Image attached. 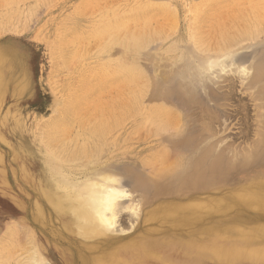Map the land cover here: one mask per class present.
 Wrapping results in <instances>:
<instances>
[{
	"label": "rangeland",
	"instance_id": "rangeland-1",
	"mask_svg": "<svg viewBox=\"0 0 264 264\" xmlns=\"http://www.w3.org/2000/svg\"><path fill=\"white\" fill-rule=\"evenodd\" d=\"M262 9L264 0H0V50L5 57H20L25 65L27 79L25 85L24 81L13 78L7 83L2 82L6 87L0 92V176L4 182V188L0 191V242L5 226L17 222L22 213L20 207H30L36 200L30 185L22 178L19 163L11 151L17 138L26 142L27 148L39 163L47 156L44 153L49 155L56 152L54 149L58 152L64 145L76 143L79 146L80 141H83L82 144L88 141L92 145L97 144L94 147V159L91 158L95 166L122 174L130 170L135 175L145 176L146 171L138 162L153 149L148 150L147 144L140 145L139 137L152 127L151 123L148 126V122L153 109L166 108V111L161 109L162 112H159L164 121H169L171 115L178 116V121L176 117L174 120L185 126V133L198 123L197 119V123L192 120L195 115L194 118H197V110H187L185 94L181 91L185 79L191 85L192 97L196 100L212 98L214 100L208 101L209 104L218 103L213 109L218 117V120L215 117L217 122L214 120L213 123L216 134L207 142L217 139L218 145L216 143L214 151H220L224 157L221 162L224 169L221 170L226 174L225 169L229 168L221 183L225 185L224 188L240 187L248 177L264 169V142L259 141L263 123L259 120L264 119V98L260 101L255 97L257 94L254 96L253 93V90L264 87V71L261 70H264ZM238 23L247 24L246 33L243 30L245 25L240 26ZM234 27L241 31L237 32ZM222 33L226 35V42ZM228 35L231 38L228 39ZM221 40H224L225 47ZM227 43H231V46ZM224 51L230 53L227 58L232 57L233 64L221 70L220 58L225 64L230 61L225 59L227 54ZM220 54L225 57H220ZM208 56L212 61L218 60V63H212L213 66L209 68L203 67L201 61ZM239 64L245 65L248 70L244 73L236 72L234 69ZM257 65L259 71H262L258 79L260 82L253 80V87L250 86L252 89L247 84V88L243 87L255 71L259 72ZM230 67L234 68L236 74ZM240 76H246L247 81ZM176 81L181 82V85ZM224 90L227 91L225 95ZM249 91H253V97ZM205 92L211 93L207 96ZM6 117L21 126L16 134L4 126ZM144 120L146 124H143ZM139 128L142 129L141 133ZM165 138L166 144L173 139L169 135ZM251 149H254L252 155ZM246 150L251 151L247 154ZM231 152H235L232 157ZM133 161L134 165L137 162L135 166L132 165ZM122 174H119L121 181L128 183L127 177ZM225 189L215 196L224 197ZM232 193L241 194L242 191L236 189ZM202 199L186 200L185 204ZM126 200L125 197L123 202ZM256 205L222 206L217 213L220 215L217 216L219 226L223 228L227 219L234 222L219 232L221 246L229 242L264 246V235L261 234L262 229H259L264 228V214L256 210L261 209L258 208L261 204ZM191 212V209H185V235L190 231L188 218ZM126 214L129 213L122 212L121 222L126 227L133 220L134 225L125 233L133 232L141 216L138 219L135 216L129 218ZM206 222L200 229L211 226L210 221ZM17 226L19 230L24 229L21 224L19 226L16 223Z\"/></svg>",
	"mask_w": 264,
	"mask_h": 264
},
{
	"label": "bare ground",
	"instance_id": "bare-ground-1",
	"mask_svg": "<svg viewBox=\"0 0 264 264\" xmlns=\"http://www.w3.org/2000/svg\"><path fill=\"white\" fill-rule=\"evenodd\" d=\"M233 16H235V13ZM238 21H240V18ZM242 24L239 25L242 26ZM244 25L245 24H243V26ZM246 25L244 29L240 27L244 32L246 30ZM249 25L248 23V27H250ZM235 30H237V32L241 31V29L238 30V28ZM221 32H223V29ZM222 34L224 38L225 34ZM235 34L236 33H234V35ZM230 36L228 39L231 38ZM218 38L221 37L219 36ZM236 38L238 37L236 36ZM215 40H217V38H215ZM204 41L206 42V40ZM221 42L224 43L223 47H225L226 39L225 42L224 40H221ZM237 42L240 43L239 41ZM218 43L219 41L217 45ZM231 43H227V45L231 46ZM223 53L225 54L226 52L224 51ZM221 54L220 57H223L224 54L222 56ZM226 54V57L224 56L225 59L229 57L228 54L230 53ZM207 58H209V56ZM207 58H203L201 61L202 64H204L203 67H211L213 66L212 63L218 61H212V59L210 60V58ZM231 59L233 58L231 57ZM231 59L227 62L229 64H225L222 63L223 61L220 58V69L224 70L227 66L232 65L233 62ZM258 65L256 66L257 69ZM260 65L259 68L261 69L262 67ZM235 66L236 65H234V67ZM232 68L233 67H230V69ZM234 70L239 73H244L248 70V67L246 68L245 65L239 64ZM261 70L264 71L263 69ZM261 70L259 71L258 69L259 72L255 71L254 74L251 73L253 75L251 79H249L250 81L248 80V83L244 82L245 86L243 87H246V84L247 86L249 85V88L253 87V80L260 82L258 79L261 77ZM200 72L199 76L201 77ZM25 73V65L20 57L17 55L11 58L5 57L0 50V92H3V89L6 87L2 82L7 83L11 78L21 80L22 82L24 81L25 85L27 82ZM233 73H235V71ZM245 77L242 76L241 78L246 79ZM127 81L129 82V79ZM186 81L185 79L183 90L181 91L185 94L187 110L188 108L190 111L193 109L197 110L195 113H198L197 118H194L196 116L194 114L195 116L192 120L195 121V119H197L198 123L195 121L194 123L197 124L191 126L192 128L190 127L191 129L189 132L185 133V126L177 122L178 116L171 115L170 120L172 125H170V120L168 121L167 119L164 121L163 116H161L162 114H159V112H162L161 109L165 110L166 108H160L158 106V109H153L154 112L151 113V115L149 114L151 117H149L148 122V126L149 123H151L150 125L152 127L146 130L144 129V133L140 134V137L139 135L137 137L140 139V145L147 144V149H153L154 151L152 150L150 154L143 156L141 159L138 158L140 162H138V159V161L134 159L145 169L146 175H135L130 170H125L123 174L127 177L128 183H123L121 181L119 174H122V172L117 173L104 167L99 168L95 166L93 160V152H95L94 147H97L95 143L93 146L92 143H87L88 141H84L83 144V141H80L81 144H78L79 146H77L76 143L64 145L63 147L61 146L62 148H60L58 152L54 149L57 153L52 152L50 153L51 155L44 153V155L47 156H44L42 163H39L35 160V157H33L32 152L27 148L26 142H24L22 138H17V142L12 144L13 147L11 151L14 158L19 163L22 178L30 185L36 195V200H33L34 204L30 207H20L22 213L17 218V222L5 226V233L0 242V264H222L227 261V264L230 262L232 264H264V246H256V243L252 244L247 242H229L221 246L219 243V240H221L219 232L229 228V225L233 223L234 220L227 219L223 228L220 227L221 225L218 223L219 220H217V216H220L217 215V213L225 204H230L231 206L235 205L236 207L238 205L240 206V204L247 205L248 203H256V206L261 204V207L258 206V208L261 209L256 208V210L264 214V169L248 177L240 187L232 188L229 186L226 187V189L224 188L225 185L221 183L224 182L223 176L228 173L227 171L229 168L225 169L226 174L221 170V168L224 169L221 165L224 157L221 156L219 150V152L214 151L216 149V143L218 145L217 139L211 142L208 140L207 142V139L213 138L216 134V130L213 129V123L214 120L217 122L218 117L213 109L215 104L218 103L209 104L208 101L212 98L206 101L196 100V98L192 97L193 91L190 88L191 85ZM141 83L142 82H140V84ZM180 83L179 85H181ZM228 87L231 88V86ZM254 87L256 86L254 85ZM165 89H167V87ZM165 89L163 88L162 90ZM162 90L161 95L164 96ZM6 91L7 90H5V92ZM253 91L254 96L257 94L255 96L256 99H260L261 101V99L264 98L263 86L258 88L257 91ZM224 92L227 91H223L225 95L226 93ZM252 92L250 93L253 97ZM210 93L211 92L206 93L207 96ZM230 93L231 91L228 92V94ZM165 111L163 114H165ZM263 112L264 110L262 109V113ZM176 113L178 115L179 112L176 111ZM256 114H258V111ZM175 117L177 121L174 120ZM146 118L147 117H145V119ZM259 118L263 119L261 117ZM260 121H263L261 125V137L259 138L261 143L264 142V119L259 120V122ZM3 124L14 134L21 129V126L17 125V122H11L8 117H6V121H3ZM143 124H146L145 120ZM144 126L145 125H143V127ZM224 126L225 125H222V127ZM215 127H217V125ZM163 131H167L164 132L167 134H164ZM141 132L142 129H140V133ZM166 135L172 136L173 138L168 144L164 142ZM218 139L221 141L220 138ZM96 140L95 138V141ZM100 148L101 146L99 149ZM254 148H256V146ZM96 150H98V148ZM251 150V152L246 150V153L248 154L249 151L252 155L254 149ZM90 152H92V156ZM233 153L235 154V152ZM226 154H228V152ZM247 154L245 155L247 156ZM82 158L85 159L83 160ZM229 161L231 163V160ZM132 165H134V161ZM1 180L2 178L0 176V191L4 188V182ZM224 189L226 192L224 197L218 198L215 196L219 192H223ZM236 189H240L242 193H232V191ZM125 197L128 200L123 202ZM197 199L202 200H198L199 203H197V201L196 203L190 202L189 204H185L186 200L196 201ZM200 201L204 205L207 201L208 206L202 205ZM249 206L250 208L252 207L251 205ZM254 207L253 209H255ZM185 209H191V211H193L191 215L189 214L190 217L188 218V227L190 229L186 227L190 230L188 235H185ZM227 209H229V207ZM124 211L129 213L126 214L129 215V218H132L130 216H135L138 219V217L141 216V221L136 225L133 232L125 233V231L132 228L134 225H132V222L134 221L130 220L131 222H129L131 224L125 227L120 220L121 214ZM253 220L256 219L253 218ZM206 221H210L211 226L200 229L202 224ZM16 223L19 224V226L21 224L24 229L21 230V228L19 230L18 226L16 227ZM259 229H262L261 234L264 235V228L259 227ZM19 233H21L20 236L17 235ZM14 236L16 237L14 238Z\"/></svg>",
	"mask_w": 264,
	"mask_h": 264
}]
</instances>
